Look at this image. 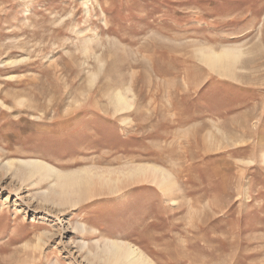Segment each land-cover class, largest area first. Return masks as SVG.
Here are the masks:
<instances>
[{"label": "rangeland", "instance_id": "374dc122", "mask_svg": "<svg viewBox=\"0 0 264 264\" xmlns=\"http://www.w3.org/2000/svg\"><path fill=\"white\" fill-rule=\"evenodd\" d=\"M27 161L169 180L79 199ZM111 239L152 264H264V0H0V264H106Z\"/></svg>", "mask_w": 264, "mask_h": 264}, {"label": "bare ground", "instance_id": "6f19581e", "mask_svg": "<svg viewBox=\"0 0 264 264\" xmlns=\"http://www.w3.org/2000/svg\"><path fill=\"white\" fill-rule=\"evenodd\" d=\"M206 49L207 48H205V51L199 49L200 50L199 53L201 57H203L201 59H204L207 65L212 67L214 70L215 68L217 69H221L223 67L230 68V66H228L230 64L234 66L237 63V61L240 59V55H241V51L235 49L223 48L222 51L219 50L220 51L219 53L209 48H208L209 50ZM218 72H220V70ZM220 73H222V69ZM115 93L116 94L114 96L115 97L114 104L112 103V105L115 106V108L113 107L115 110L117 109L123 111L124 109H128L130 106H132V104L129 102L130 100L128 99L129 95L126 96L127 94H125V92L122 93L121 91H116ZM17 169L18 170H16V172L20 174H25V175L27 174L32 177L38 176V178H40L39 183L40 181H42V179L45 178L54 179L53 181L55 182H53L52 184L53 189L58 188L59 192L62 194H67V195L74 194L75 196L77 195L79 199L85 198L87 195L88 196L90 195L89 192L92 190L90 189L91 188L90 186H93V184H98L100 188L101 186H105L108 188V185H112L110 184V182L112 183L118 181L124 184V182H126V180L129 179L132 180V182H143V180H145V181L154 182L158 185L159 184L162 185V183H164L165 185L164 181L167 178H169L161 168H158L154 165H143V164L137 166L133 165V167L126 168V170L120 169L117 171L111 170L109 172H97V171L93 172L89 169H84V170L79 169L80 171L76 170L75 173L73 172L68 174V173L54 171L51 165H47V162L27 161V162L19 163ZM112 174H114L115 177L111 176ZM94 178H97L96 181L98 183L94 181L93 184H91L92 183L91 181ZM168 180H166V182ZM121 183L116 186L113 185L112 188L115 187L116 191L119 190L121 188L119 186L122 185ZM103 247L104 248L102 249V253L104 260L106 261V264H152L151 261L147 259V257L144 256L143 253L138 249V247H136L133 244L130 243L125 244L121 241L111 239L106 241Z\"/></svg>", "mask_w": 264, "mask_h": 264}]
</instances>
